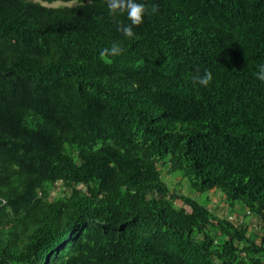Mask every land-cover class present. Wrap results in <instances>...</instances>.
I'll list each match as a JSON object with an SVG mask.
<instances>
[{"label": "trees", "instance_id": "1", "mask_svg": "<svg viewBox=\"0 0 264 264\" xmlns=\"http://www.w3.org/2000/svg\"><path fill=\"white\" fill-rule=\"evenodd\" d=\"M138 2L0 0V264H264V0Z\"/></svg>", "mask_w": 264, "mask_h": 264}, {"label": "clouds", "instance_id": "2", "mask_svg": "<svg viewBox=\"0 0 264 264\" xmlns=\"http://www.w3.org/2000/svg\"><path fill=\"white\" fill-rule=\"evenodd\" d=\"M108 13L117 25V30L126 38L135 36V27H138L144 22L145 14L149 11L148 6L144 2L138 0H106ZM152 12L157 11V7L151 8ZM121 16H126L127 22L119 19ZM123 47L118 42H113L110 47H105L100 52L101 59L107 60L111 57L122 55ZM257 79L264 81V65L259 67L256 73ZM194 84H199L207 87L213 80V73L210 70H205L203 74L197 70L192 77Z\"/></svg>", "mask_w": 264, "mask_h": 264}, {"label": "rangeland", "instance_id": "3", "mask_svg": "<svg viewBox=\"0 0 264 264\" xmlns=\"http://www.w3.org/2000/svg\"><path fill=\"white\" fill-rule=\"evenodd\" d=\"M74 4H75V2H54L51 5L52 6H64V5H74ZM168 180L172 182V185H173V183L177 182V179L174 180V179L168 178ZM180 189L184 190V192L186 194H192L193 196H195L199 200H204L206 197V194H203V195L195 194L190 189H188V186H186V185H184V188H180ZM209 197L211 199L210 208L214 212H216L217 214H220V215H225V216L230 215V211L228 209V206L224 203V201L222 199V195L220 193L212 192V193H210ZM177 204H180V201H178ZM248 219H250L249 216L247 217V220Z\"/></svg>", "mask_w": 264, "mask_h": 264}]
</instances>
